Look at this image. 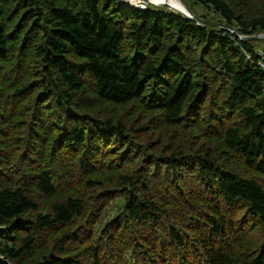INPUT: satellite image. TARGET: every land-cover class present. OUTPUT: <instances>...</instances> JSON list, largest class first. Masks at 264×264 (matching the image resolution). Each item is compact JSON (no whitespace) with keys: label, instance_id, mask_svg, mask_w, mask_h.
Listing matches in <instances>:
<instances>
[{"label":"trees","instance_id":"16d2710c","mask_svg":"<svg viewBox=\"0 0 264 264\" xmlns=\"http://www.w3.org/2000/svg\"><path fill=\"white\" fill-rule=\"evenodd\" d=\"M185 1L0 0L11 264H264V0Z\"/></svg>","mask_w":264,"mask_h":264},{"label":"water","instance_id":"95a60500","mask_svg":"<svg viewBox=\"0 0 264 264\" xmlns=\"http://www.w3.org/2000/svg\"><path fill=\"white\" fill-rule=\"evenodd\" d=\"M140 1L143 2L146 5H152V6H157V7L159 6V7H163V8H167V9L173 10V11L181 14L182 16L186 17L188 20L195 21L199 25H218L219 27H222L224 29L227 28L226 25L217 24V23H210V22H207V21L199 18L191 10V8L189 7V5L186 3L185 0H180V1L184 4V6L186 8V11L178 10L175 7L170 6L168 4H160L159 5V4H156L154 2H150L149 0H140ZM233 34L235 36H237L242 42L264 40V33L263 34L254 35V36H240L237 32L233 31ZM4 231H5V228L0 226V234L4 233ZM0 264H11V263L4 256L0 255Z\"/></svg>","mask_w":264,"mask_h":264},{"label":"rangeland","instance_id":"374dc122","mask_svg":"<svg viewBox=\"0 0 264 264\" xmlns=\"http://www.w3.org/2000/svg\"><path fill=\"white\" fill-rule=\"evenodd\" d=\"M146 5V4H145ZM148 6V5H147ZM159 7V6H158ZM198 10H200V12H204V10H202V8H197ZM233 33L234 30H229ZM238 33V32H237ZM241 36V35H240ZM264 48V44L259 46V49L263 50ZM122 203L120 200H115L113 201L110 206L107 208V210L105 211V214L103 216V218L101 219V221L99 222V224H97L95 230L98 232L101 228H103V226L110 220L113 219L115 217V215L117 214V212L119 211V209L122 207ZM132 260H128L127 264H132Z\"/></svg>","mask_w":264,"mask_h":264},{"label":"built area","instance_id":"2783aa9c","mask_svg":"<svg viewBox=\"0 0 264 264\" xmlns=\"http://www.w3.org/2000/svg\"><path fill=\"white\" fill-rule=\"evenodd\" d=\"M120 5L125 9H140V10H146L147 5H145L140 0H119ZM248 59L252 62V58L249 55V53H246ZM259 57L262 59L261 62H259V65L264 70V54L259 53Z\"/></svg>","mask_w":264,"mask_h":264},{"label":"bare ground","instance_id":"6f19581e","mask_svg":"<svg viewBox=\"0 0 264 264\" xmlns=\"http://www.w3.org/2000/svg\"><path fill=\"white\" fill-rule=\"evenodd\" d=\"M150 2H154L156 4H168L170 6L175 7L178 10L186 11L184 4L180 0H149Z\"/></svg>","mask_w":264,"mask_h":264}]
</instances>
